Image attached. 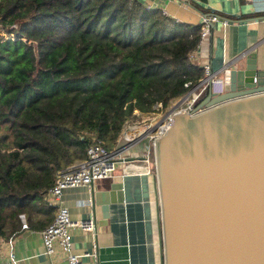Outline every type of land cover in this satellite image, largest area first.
<instances>
[{
	"label": "trees",
	"instance_id": "obj_1",
	"mask_svg": "<svg viewBox=\"0 0 264 264\" xmlns=\"http://www.w3.org/2000/svg\"><path fill=\"white\" fill-rule=\"evenodd\" d=\"M202 29L140 0H0V238L23 230L22 215L46 228L59 170L199 83Z\"/></svg>",
	"mask_w": 264,
	"mask_h": 264
},
{
	"label": "water",
	"instance_id": "obj_2",
	"mask_svg": "<svg viewBox=\"0 0 264 264\" xmlns=\"http://www.w3.org/2000/svg\"><path fill=\"white\" fill-rule=\"evenodd\" d=\"M246 57L156 139L162 264H264V69ZM124 201L94 190L106 219Z\"/></svg>",
	"mask_w": 264,
	"mask_h": 264
},
{
	"label": "crops",
	"instance_id": "obj_3",
	"mask_svg": "<svg viewBox=\"0 0 264 264\" xmlns=\"http://www.w3.org/2000/svg\"><path fill=\"white\" fill-rule=\"evenodd\" d=\"M140 1L147 9H159L179 22L204 26L205 18L220 17L211 23L208 37L193 52L192 60L200 66L209 64L214 72L226 67L245 68L246 56L253 52L257 67L264 69V0ZM218 77L223 79L222 75ZM142 140L146 141L143 145ZM138 143L142 145L137 149L140 156L132 162L121 161L112 178L63 191L62 205L69 209L73 220H96L95 235L79 227L70 229L76 252H95L101 264H162L158 182L156 171H146L153 162L143 159L151 151V140L146 135L136 140L133 130L125 125L113 149L125 147L124 154L133 156L128 152ZM112 183L123 184L125 201L112 205L106 219L101 207L94 205L93 195L94 190H108ZM9 249L6 239L0 238V264H14ZM13 252L16 264H66L60 250L51 259L45 254L41 230H22L14 237ZM83 260L91 262L92 257Z\"/></svg>",
	"mask_w": 264,
	"mask_h": 264
},
{
	"label": "built area",
	"instance_id": "obj_4",
	"mask_svg": "<svg viewBox=\"0 0 264 264\" xmlns=\"http://www.w3.org/2000/svg\"><path fill=\"white\" fill-rule=\"evenodd\" d=\"M219 19L220 17L217 15L205 18L200 43L208 37L211 23L216 22ZM224 22L225 24H228V20H225ZM17 28V24L13 25L12 30L9 32L11 35V37H9L10 39L16 38L15 29ZM24 40L28 42V44H31L29 42L31 40L27 38ZM191 58H193V54L191 55ZM204 69L205 76L184 97L186 106L181 105V108H179L180 104H178L165 116V118L154 122L157 120V117H154V121L150 120L151 123L143 127L136 126L132 129L136 140L141 139L145 135L151 140V151L143 156V159L147 163L153 162L152 168L150 166L146 167L148 173L156 171L154 157L155 142L159 136L164 134L168 128L173 125L174 113L177 111H186L189 114L198 113L199 110H196V108L199 102L205 97L204 95L207 93L210 84L215 86L218 85V83L223 82V79L218 77L219 75L213 71L209 64H206ZM156 108H161V104L156 105ZM124 150L125 147L119 146L115 149H109L101 141L94 140L88 147L87 155L83 160L57 172L55 184L48 193L49 203L57 207L56 216L51 224L41 230L45 254L50 259L57 254L58 250H60L65 257L66 264H101L96 258V254H94L95 252H86L85 254H79L76 252L73 236L70 231L72 227H79L80 229L95 235L96 220L94 218L73 220L69 209L62 205V195L66 188L93 186L98 180L112 178L119 169V163L121 161L128 163L137 160V157L125 155ZM21 217L23 219V230L30 229L25 220V216L22 215ZM14 237L6 239V244L10 247L9 257L12 262L16 264L17 260L15 253L13 252ZM83 257H92V261L85 262Z\"/></svg>",
	"mask_w": 264,
	"mask_h": 264
},
{
	"label": "rangeland",
	"instance_id": "obj_5",
	"mask_svg": "<svg viewBox=\"0 0 264 264\" xmlns=\"http://www.w3.org/2000/svg\"><path fill=\"white\" fill-rule=\"evenodd\" d=\"M6 36H7V38H9V37H11V35L9 34V33H7L6 34ZM31 44H33V41L31 40V41H29ZM28 43V42H27ZM207 94V93H206ZM205 94V95H206ZM204 95V96H205ZM184 97L185 96H182V97H180V98H178V99H176V100H174L173 102H171L170 103V105L168 106V107H166V108H160L161 110H159V111H157V112H154V113H151V114H142V113H139L138 111H136V114L132 117V118H130L129 119V121L125 124L126 125V127H128L130 130L131 129H133L134 127H136V126H145V125H147V124H149V123H151L150 122V120H153L154 121V117H157V120H155L154 122H156V121H158V120H160V119H162V118H165V116L176 106V105H178V104H180L179 105V108H181V105L182 106H186V101L184 100ZM6 130V128L5 127H1V132H4ZM142 143V145L146 142L145 140H142L141 141ZM140 143V142H139ZM138 143V145H136L135 146V148L136 149H134V150H130L129 152H128V154L130 155H133L134 157H138V156H140V153L141 152H139L137 149H139V147L140 146H142V145H140Z\"/></svg>",
	"mask_w": 264,
	"mask_h": 264
}]
</instances>
